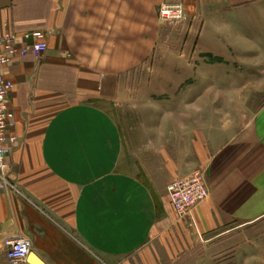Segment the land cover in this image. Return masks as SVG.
<instances>
[{"label": "crops", "instance_id": "crops-1", "mask_svg": "<svg viewBox=\"0 0 264 264\" xmlns=\"http://www.w3.org/2000/svg\"><path fill=\"white\" fill-rule=\"evenodd\" d=\"M177 3L199 30L191 56L249 60L250 75L264 77V0H0V37L42 31L48 45L3 70L16 142L6 158L15 191L0 192V264H10L4 240L19 237L31 241L29 264H264V102L250 116L246 102L216 111L227 108L210 101L220 89L193 107L176 102L165 129L194 134L172 140L182 166L167 162L165 183L130 171L121 131L100 107L113 97L110 78L147 53L132 34ZM200 169L210 197L180 221L167 187Z\"/></svg>", "mask_w": 264, "mask_h": 264}, {"label": "rangeland", "instance_id": "rangeland-1", "mask_svg": "<svg viewBox=\"0 0 264 264\" xmlns=\"http://www.w3.org/2000/svg\"><path fill=\"white\" fill-rule=\"evenodd\" d=\"M161 6L157 8L155 20L148 21L146 30H139L140 33L136 36L132 34V40H143L144 44L147 41V45H144L147 53L140 60L133 61L130 70L124 75L110 78L113 97L100 100V107L115 120L121 131L124 143L123 162L130 164V171L147 183L154 180L165 183L168 178L165 173L167 162H179L171 145L172 140L186 138L188 135L193 137V126L190 132H174L170 129L171 125L165 129L171 123L172 113L177 110L174 109L176 102L190 103L184 105L188 108L200 100H210V97L205 98L207 92L202 91L225 90L226 93H211L210 101L218 102L217 104L226 101V109L221 107L215 110L226 111L227 116L237 111L234 109L235 102L247 103L246 107L250 108L240 111L248 116L264 102V92L247 91L264 84V77L250 75L249 60H224L212 55H200V58L191 56L190 53L196 52L197 47L194 48L187 41H196L199 30H191L186 25L187 16L180 23L162 22ZM142 44L132 45V49H138V53H141L144 48ZM263 64L261 62V66ZM188 71L192 74L184 75ZM241 73L244 75L240 76ZM237 87L239 91L233 92ZM198 171L205 175L203 170ZM185 178L187 177L180 179ZM207 188L209 190L208 185ZM14 191L12 188L8 193L0 192L9 195Z\"/></svg>", "mask_w": 264, "mask_h": 264}, {"label": "built area", "instance_id": "built-area-1", "mask_svg": "<svg viewBox=\"0 0 264 264\" xmlns=\"http://www.w3.org/2000/svg\"><path fill=\"white\" fill-rule=\"evenodd\" d=\"M186 18L182 4H163L160 19L164 23H180ZM32 41L22 49L17 47L19 41ZM46 34L42 31L31 32L23 36L7 34L0 37V191L8 193L14 188L6 166L9 145L16 142L11 135L15 128V114L9 107V96L14 84L6 79L3 70L16 58L26 56L30 51L40 57L46 52ZM204 173L196 171L185 179L173 180L167 187L171 205L178 220L192 218L194 211L209 198ZM15 189V188H14ZM5 254L10 264H29L31 241L26 237L7 238L4 242Z\"/></svg>", "mask_w": 264, "mask_h": 264}, {"label": "bare ground", "instance_id": "bare-ground-1", "mask_svg": "<svg viewBox=\"0 0 264 264\" xmlns=\"http://www.w3.org/2000/svg\"><path fill=\"white\" fill-rule=\"evenodd\" d=\"M31 261H32V259H31ZM34 261V260H33ZM36 264H38V263H36Z\"/></svg>", "mask_w": 264, "mask_h": 264}, {"label": "water", "instance_id": "water-1", "mask_svg": "<svg viewBox=\"0 0 264 264\" xmlns=\"http://www.w3.org/2000/svg\"><path fill=\"white\" fill-rule=\"evenodd\" d=\"M43 264V263H42Z\"/></svg>", "mask_w": 264, "mask_h": 264}]
</instances>
